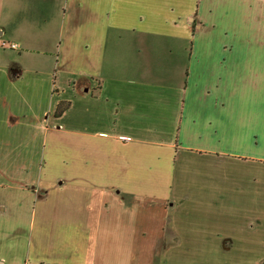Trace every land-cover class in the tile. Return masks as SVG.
I'll return each mask as SVG.
<instances>
[{
    "label": "crops",
    "instance_id": "obj_1",
    "mask_svg": "<svg viewBox=\"0 0 264 264\" xmlns=\"http://www.w3.org/2000/svg\"><path fill=\"white\" fill-rule=\"evenodd\" d=\"M0 44V264L264 261V0H0Z\"/></svg>",
    "mask_w": 264,
    "mask_h": 264
},
{
    "label": "rangeland",
    "instance_id": "obj_2",
    "mask_svg": "<svg viewBox=\"0 0 264 264\" xmlns=\"http://www.w3.org/2000/svg\"><path fill=\"white\" fill-rule=\"evenodd\" d=\"M18 6H21V7H18ZM18 6H17V10L20 11L21 13L18 12L13 18V23L9 24V33H10V35L13 36V29H16L17 34L21 38H23L24 40H31L32 39L36 43H39V42L41 43L42 41H44V40L41 39V38H43V39L45 38L44 33H43V31H45V29L42 28V27H44V24H42L41 22L40 23H35V22L30 23L29 20L27 19V17H29L32 21H37V20H35L34 18H31L29 14H27V17H26L25 13H24L25 7L20 5V4H18ZM43 10H45V9H43ZM23 39H20V41L23 42ZM8 40L9 41H15L16 40L17 43L19 42V40H17V39H15V40L8 39ZM14 52H11L10 58L11 59H18V54L14 53ZM25 62H28V61H25ZM51 64H53V60L52 59L49 60V65H51ZM179 251H182V255L179 256L182 259L184 258V254H186L187 257H191L190 259H191V261L195 262L194 264H201V262H203V259H204V248H202V247L196 246V249L193 250V249H191V246H190L189 248H185V251H183V248H179L177 253ZM215 251H216V248H214L213 251H212V248H209L208 252L210 253V256H209L210 260L214 259L212 257V254ZM187 253H189L190 255L189 254L187 255ZM216 253L217 252H215V254ZM174 256H176V255H174ZM180 258H177V259H180ZM161 260L162 261H160L161 262L160 264H168L167 258L165 257V255L162 256ZM180 262H181V260L172 261L171 264H176V263L179 264ZM183 264H186V263L184 262ZM187 264H189V263H187ZM208 264H210V263H208ZM225 264H231V263H225ZM238 264H251V263L242 262V263H238ZM252 264H264V261H260V262L252 263Z\"/></svg>",
    "mask_w": 264,
    "mask_h": 264
},
{
    "label": "trees",
    "instance_id": "obj_3",
    "mask_svg": "<svg viewBox=\"0 0 264 264\" xmlns=\"http://www.w3.org/2000/svg\"><path fill=\"white\" fill-rule=\"evenodd\" d=\"M68 104H60L55 112V115L58 117L60 116L63 111L67 108Z\"/></svg>",
    "mask_w": 264,
    "mask_h": 264
},
{
    "label": "built area",
    "instance_id": "obj_4",
    "mask_svg": "<svg viewBox=\"0 0 264 264\" xmlns=\"http://www.w3.org/2000/svg\"><path fill=\"white\" fill-rule=\"evenodd\" d=\"M12 48H13V49H15V48H16V46H15V45H12Z\"/></svg>",
    "mask_w": 264,
    "mask_h": 264
}]
</instances>
